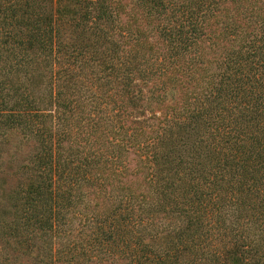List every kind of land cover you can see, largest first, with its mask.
I'll return each instance as SVG.
<instances>
[{
  "label": "trees",
  "instance_id": "trees-1",
  "mask_svg": "<svg viewBox=\"0 0 264 264\" xmlns=\"http://www.w3.org/2000/svg\"><path fill=\"white\" fill-rule=\"evenodd\" d=\"M0 264H264V0H0Z\"/></svg>",
  "mask_w": 264,
  "mask_h": 264
}]
</instances>
